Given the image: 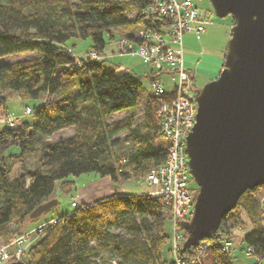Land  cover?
<instances>
[{
  "label": "trees",
  "instance_id": "obj_1",
  "mask_svg": "<svg viewBox=\"0 0 264 264\" xmlns=\"http://www.w3.org/2000/svg\"><path fill=\"white\" fill-rule=\"evenodd\" d=\"M149 1L0 0V56L25 50L39 53L0 64V107L5 112L14 92L43 98L32 107L31 120L0 127V236L9 241L25 223L55 220L30 247L26 264L167 263L163 246L172 231L166 229V207L146 192H114L90 203L71 204L62 213L53 211L58 201L49 213L30 217L49 199L56 180L67 192L70 175L95 172L113 181L143 177L165 160L168 141L158 109L163 99L171 98V90L160 95L146 92L143 119L135 122L133 110L145 89L142 77L128 70L117 72L107 59H77L66 44L72 37L89 38L90 48L101 51L117 36L133 35L137 27L160 30L167 22L145 14ZM228 16L235 23V17ZM120 111L125 116L111 119ZM65 127H73V134L42 142L43 135ZM125 144L129 147L121 148ZM13 146L18 150L10 152ZM39 148L41 157L29 167V157ZM16 162L19 171L10 177ZM191 186L195 202L199 187L192 178ZM261 187L246 190L216 232L187 250L180 248L187 264H233L221 243L231 238L234 226L246 223L244 216L252 229L243 242L254 247L259 261L264 258V208L256 197ZM170 264H176L174 258Z\"/></svg>",
  "mask_w": 264,
  "mask_h": 264
},
{
  "label": "water",
  "instance_id": "obj_2",
  "mask_svg": "<svg viewBox=\"0 0 264 264\" xmlns=\"http://www.w3.org/2000/svg\"><path fill=\"white\" fill-rule=\"evenodd\" d=\"M209 1L217 16L232 15L235 23L223 68L196 90V121L186 151L199 190L191 219L182 222L188 232L183 250L216 232L246 190L264 186V0ZM57 202L48 199L30 217Z\"/></svg>",
  "mask_w": 264,
  "mask_h": 264
},
{
  "label": "built area",
  "instance_id": "obj_3",
  "mask_svg": "<svg viewBox=\"0 0 264 264\" xmlns=\"http://www.w3.org/2000/svg\"><path fill=\"white\" fill-rule=\"evenodd\" d=\"M144 12L147 16L164 19L167 24L160 30L139 29L133 35H120L114 40L116 49L112 50L139 54L144 62L150 65L151 93L168 94L167 90H171V98L163 99L158 109V114L162 117V134L168 141L166 158L163 162L151 166L143 177L153 186V189L146 193L160 198L172 219L171 252L176 264H187L178 251L187 238L181 222L189 221L194 211L186 139L196 121L197 91L195 76L185 64L183 39L186 33L200 34L214 19L201 12L193 0H150ZM110 42L101 51L91 49L86 57L106 60L105 52L107 46L111 47ZM31 112L32 108L26 105L25 113ZM16 123V118L10 114L0 118V124L11 128L16 126ZM260 190V201L264 202V186ZM71 204L77 205V202L73 200ZM53 221L55 220L45 222V227ZM42 225L44 222L40 226ZM37 240L30 243L29 247ZM27 241L26 234L15 239L17 258L13 260H22L20 254ZM13 243L9 241L0 244L1 259L13 256ZM230 248V240L221 243L222 251L229 252ZM246 251L253 254L254 247L247 245Z\"/></svg>",
  "mask_w": 264,
  "mask_h": 264
},
{
  "label": "rangeland",
  "instance_id": "obj_4",
  "mask_svg": "<svg viewBox=\"0 0 264 264\" xmlns=\"http://www.w3.org/2000/svg\"><path fill=\"white\" fill-rule=\"evenodd\" d=\"M199 10L206 13L207 16H211L214 20L212 23L206 25V34L204 36L194 33H186L183 39V49H184V59L186 67L190 69L196 79V83L199 87H202L205 83L214 79L220 73L223 63L225 52L227 48V42L230 38V28L231 22L229 16L219 17L215 14L213 6L209 0H193ZM234 24V23H233ZM139 29L137 27L135 32ZM134 32V33H135ZM126 33V31L121 32ZM133 33V34H134ZM228 33V36L226 34ZM205 34V33H204ZM126 34H121L125 36ZM117 36L115 39H117ZM115 39L111 40L110 46L106 48L107 60L113 65L117 72H123L125 69L129 70L134 75H139L142 77L144 84V92L139 100L138 106L133 110L135 122H140L143 119V102L146 92L150 90V81L152 73L150 72V65L145 63L143 58L136 53H120L118 50L113 51L112 48L115 47ZM66 44L71 48L75 58L79 59L81 57H86L91 50V40L80 39L72 37L67 40ZM39 53L36 50H25L4 56H0V64L6 62H13L17 60H22L25 58H32L38 56ZM42 97H22L17 93H13L9 96L6 103L7 112L4 111V107H0V118L6 115H12L16 120H31V114L25 113V106L28 105L31 108L38 105L42 101ZM5 112L6 114H3ZM125 111H120L115 113L111 119H118L125 116ZM3 126L0 124V127ZM74 132L73 127H65L54 131L49 135H43L41 140L45 142L57 141L61 138H66L72 135ZM130 145V144H129ZM129 147L128 144L123 145L121 148ZM18 150L17 146H13L9 151ZM119 148H117V151ZM41 148L37 149L28 159L27 165L29 167H34L37 164V160L41 157ZM19 171L18 162L15 163L10 177H14ZM189 175L194 181L192 174L189 170ZM67 179L71 180V188L67 192H64L61 188V180L55 181V187L53 192L50 194L49 199L56 198L59 203L54 208V212L62 213L68 209H71V202L75 200L78 205L83 202H92L103 196L111 195L114 192H124V193H144L149 192L153 189V186L148 184L144 177H130L127 179L119 178L117 181H113L110 176H100L95 172H84L79 175H70ZM262 196V190H256V197L260 199ZM264 208V202H261ZM49 213V212H48ZM164 214L166 216V229L170 234L172 231L173 223L170 214L166 209H164ZM245 215V213H243ZM246 223L243 225H236L232 228V236L230 239L231 248L229 250L230 256L233 264H254L258 257L255 254H248L246 251V244L243 242V237L252 229V224L248 221L247 217L244 216ZM41 225V223H39ZM38 223H25L24 226L18 228V234L11 237L12 252H15L11 258L2 259L0 258V264H7L8 261L16 259V247L15 239L26 234L27 243L24 250L20 254L22 260H26L29 257V245L33 241L37 240L44 234V225L40 226ZM40 226V227H39ZM18 227V226H17ZM4 237L0 236V244L7 243ZM227 241V240H224ZM171 240L166 242L163 246V257L167 260L166 264H170L173 260V254L169 251L171 247ZM264 264V258L261 261Z\"/></svg>",
  "mask_w": 264,
  "mask_h": 264
},
{
  "label": "crops",
  "instance_id": "obj_5",
  "mask_svg": "<svg viewBox=\"0 0 264 264\" xmlns=\"http://www.w3.org/2000/svg\"><path fill=\"white\" fill-rule=\"evenodd\" d=\"M229 19H230V17H229ZM230 22H231V26H232V20L230 19ZM208 25V24H207ZM205 33V34H204ZM201 34L203 35V37L204 36H207V34H206V28H205V30L203 31V32H201ZM226 36H228V33L226 34ZM125 70H127V69H125ZM129 71V70H128ZM263 259V258H262ZM262 259L259 261V264H261V261H262ZM256 262V261H255Z\"/></svg>",
  "mask_w": 264,
  "mask_h": 264
},
{
  "label": "flooded vegetation",
  "instance_id": "obj_6",
  "mask_svg": "<svg viewBox=\"0 0 264 264\" xmlns=\"http://www.w3.org/2000/svg\"><path fill=\"white\" fill-rule=\"evenodd\" d=\"M223 66H224V63H223ZM223 68V67H222ZM202 87H199L198 85H197V83H196V85H195V89L196 90H198V89H201Z\"/></svg>",
  "mask_w": 264,
  "mask_h": 264
}]
</instances>
